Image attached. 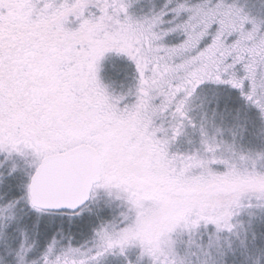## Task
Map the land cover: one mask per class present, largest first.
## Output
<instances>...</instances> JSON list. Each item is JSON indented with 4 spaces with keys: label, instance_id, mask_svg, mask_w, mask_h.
I'll return each mask as SVG.
<instances>
[{
    "label": "snow or ice",
    "instance_id": "1",
    "mask_svg": "<svg viewBox=\"0 0 264 264\" xmlns=\"http://www.w3.org/2000/svg\"><path fill=\"white\" fill-rule=\"evenodd\" d=\"M0 264H264V0H0Z\"/></svg>",
    "mask_w": 264,
    "mask_h": 264
}]
</instances>
